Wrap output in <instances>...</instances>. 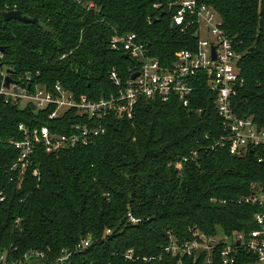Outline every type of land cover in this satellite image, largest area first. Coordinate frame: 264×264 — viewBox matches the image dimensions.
Segmentation results:
<instances>
[{
    "label": "trees",
    "instance_id": "16d2710c",
    "mask_svg": "<svg viewBox=\"0 0 264 264\" xmlns=\"http://www.w3.org/2000/svg\"><path fill=\"white\" fill-rule=\"evenodd\" d=\"M174 1L0 0V72L30 74L32 86L58 81L76 94L108 97L116 91L108 71L115 67L125 77L132 63L110 48L115 34L135 33L165 65L177 50L195 46L192 30L171 25ZM206 2L240 55L243 84L232 108L264 129V0ZM8 10L38 23L6 21ZM214 102L203 81L187 106L176 97L141 98L132 118L115 109L104 119L105 132L92 143L58 154L38 145L22 166L10 143L23 138L19 123L63 133L71 121L48 119L30 103L21 107L0 96V257L8 264H26L31 253H42L30 260L45 264H176L164 251L171 236L187 239L193 227L207 234L254 228L258 208L243 199L264 191V153L235 156L214 146L222 131ZM128 212L140 221L130 224ZM84 239L88 245L76 250ZM64 252L69 257L56 262ZM255 261L238 249L235 264ZM184 264L222 263L214 255L211 263L200 257Z\"/></svg>",
    "mask_w": 264,
    "mask_h": 264
},
{
    "label": "built area",
    "instance_id": "2783aa9c",
    "mask_svg": "<svg viewBox=\"0 0 264 264\" xmlns=\"http://www.w3.org/2000/svg\"><path fill=\"white\" fill-rule=\"evenodd\" d=\"M169 6H175L171 25L175 21L174 28L183 33L192 30L196 38L195 46L177 50L171 63L165 65L148 55L146 44L135 33L115 34L110 40V48L127 54L132 63L124 69L125 77L115 67L108 71V78L116 89L108 97L94 99L86 94H76L58 81L51 87L32 86L30 74L14 76L5 70L0 72V96L6 103L21 107L30 103L35 110L46 111L48 119L71 121L63 133L47 125L30 127L19 123L17 128L23 133V138L10 140L19 151V164L28 166L38 145L43 146L46 154H58L92 143L105 132L104 119L115 109L124 112L128 119L132 118L135 105L141 98H156L165 102L176 97L187 106L190 94L201 81L215 93V109L221 120L222 131L214 146L225 147L229 153L238 156L248 149L264 153V129L259 128L252 118L238 116L232 108V98L243 84L238 68L240 55L221 27L216 11L206 0H176ZM134 73L137 75L131 78ZM6 75L11 78L7 86ZM4 198L0 190V202ZM243 201L258 208L253 216L254 228L232 234L220 230L207 234L193 227L187 239L178 241L171 236L164 251L176 258V264L200 257L211 263L214 255L222 264H235L238 249H242L255 255L254 264H264V191L255 190ZM127 219L130 224L140 221L130 212ZM87 245L88 239H84L77 244L76 250ZM69 255L64 252L56 262L65 261ZM132 255L133 250L127 249L125 256L132 258ZM42 256V253H31L26 256V261L30 257ZM0 264L8 263L0 257Z\"/></svg>",
    "mask_w": 264,
    "mask_h": 264
},
{
    "label": "water",
    "instance_id": "95a60500",
    "mask_svg": "<svg viewBox=\"0 0 264 264\" xmlns=\"http://www.w3.org/2000/svg\"><path fill=\"white\" fill-rule=\"evenodd\" d=\"M2 18L6 21L8 20H19L22 22H26V23H38V19L36 17H28L27 15H24L20 10H8V11H4L2 12ZM176 23L175 21H173L172 23V27H175ZM4 50V47L0 46V52H2ZM125 57L128 58V55L125 54ZM6 72L8 73H12L10 69H6ZM137 75V73L132 74L131 78H134ZM11 78L9 75L5 76V85L7 86L8 83L10 82ZM235 156H238L235 155ZM237 244H239V242L237 241Z\"/></svg>",
    "mask_w": 264,
    "mask_h": 264
},
{
    "label": "rangeland",
    "instance_id": "374dc122",
    "mask_svg": "<svg viewBox=\"0 0 264 264\" xmlns=\"http://www.w3.org/2000/svg\"><path fill=\"white\" fill-rule=\"evenodd\" d=\"M26 264H45V263L38 261L37 259H31V260L29 259L26 261Z\"/></svg>",
    "mask_w": 264,
    "mask_h": 264
}]
</instances>
